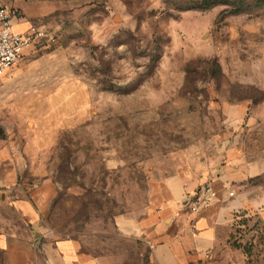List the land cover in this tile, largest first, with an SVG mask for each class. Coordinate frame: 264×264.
I'll list each match as a JSON object with an SVG mask.
<instances>
[{
    "label": "rangeland",
    "instance_id": "obj_1",
    "mask_svg": "<svg viewBox=\"0 0 264 264\" xmlns=\"http://www.w3.org/2000/svg\"><path fill=\"white\" fill-rule=\"evenodd\" d=\"M15 3L50 13L16 67L28 77L7 94L0 85V148L66 113L56 91L67 73L87 98L37 154L56 188L41 217L51 240L74 239L103 264H148L136 227L154 184L239 166L249 177L235 191L264 197V0H0ZM263 210L236 213L215 264H264ZM24 228L0 203V235Z\"/></svg>",
    "mask_w": 264,
    "mask_h": 264
},
{
    "label": "crops",
    "instance_id": "obj_2",
    "mask_svg": "<svg viewBox=\"0 0 264 264\" xmlns=\"http://www.w3.org/2000/svg\"><path fill=\"white\" fill-rule=\"evenodd\" d=\"M15 5L22 13V18L14 23L17 33L26 32L32 26L41 28L40 21L50 13L46 5ZM28 53L30 51L27 50L25 57ZM16 67L8 70L0 79L4 94H7L8 87H13L20 78H27L31 72V67ZM63 78L66 80L56 92L64 89L62 105H65L66 113L61 112L60 116L58 112L54 113L56 121L47 129L44 124H39L40 128L33 131L23 146L10 144L0 148V203L12 207L27 226L21 232L0 235L2 264L104 262L103 258L85 253L78 241L51 240L41 228V217L53 202L56 188L51 178L45 176L39 167L37 154L50 146L51 135L57 126L64 127L81 117V105L87 100L85 89L80 84L68 80V73ZM73 97L81 104L71 106L69 100ZM19 114L22 119H42L37 114L28 115L25 111ZM248 177L239 166L235 169L227 166L222 167L215 176L211 173L196 176L191 172H182L161 184H154L147 215L136 227L138 236H142V240L151 248L148 264H195L206 253L212 255L210 264L218 263L231 235L236 213L245 208L264 207V197L250 200L245 194L239 195L235 191L237 185L245 184ZM204 186L212 188L216 197L208 205H202L197 212H192L187 199ZM261 213L264 215V210ZM192 223H195L196 231Z\"/></svg>",
    "mask_w": 264,
    "mask_h": 264
},
{
    "label": "built area",
    "instance_id": "obj_3",
    "mask_svg": "<svg viewBox=\"0 0 264 264\" xmlns=\"http://www.w3.org/2000/svg\"><path fill=\"white\" fill-rule=\"evenodd\" d=\"M22 18V13L15 7L0 4V79L6 72L17 66L25 57V53L38 41L46 37V33L36 26L30 27L26 32L14 31V23ZM233 193H231V196ZM216 197V192L207 187L200 194L187 199L192 212H197L202 205H208ZM192 228L196 231L195 223ZM196 235V232L195 234ZM211 253H206L195 264H210Z\"/></svg>",
    "mask_w": 264,
    "mask_h": 264
}]
</instances>
